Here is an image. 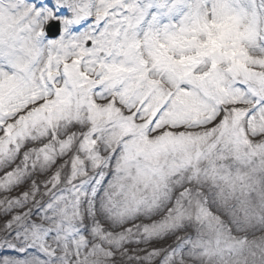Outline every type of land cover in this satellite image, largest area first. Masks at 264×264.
<instances>
[{
    "label": "clouds",
    "instance_id": "obj_1",
    "mask_svg": "<svg viewBox=\"0 0 264 264\" xmlns=\"http://www.w3.org/2000/svg\"><path fill=\"white\" fill-rule=\"evenodd\" d=\"M9 264H264V0H0Z\"/></svg>",
    "mask_w": 264,
    "mask_h": 264
},
{
    "label": "snow or ice",
    "instance_id": "obj_2",
    "mask_svg": "<svg viewBox=\"0 0 264 264\" xmlns=\"http://www.w3.org/2000/svg\"><path fill=\"white\" fill-rule=\"evenodd\" d=\"M4 222L3 218H0V224H3ZM22 255V253H19L12 248L7 250L0 249V264H9V261H11L14 256L20 258Z\"/></svg>",
    "mask_w": 264,
    "mask_h": 264
}]
</instances>
